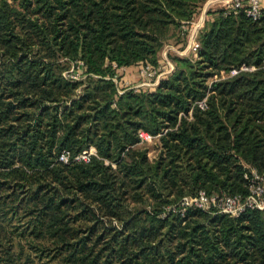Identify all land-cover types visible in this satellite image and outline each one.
Listing matches in <instances>:
<instances>
[{
    "label": "trees",
    "instance_id": "obj_1",
    "mask_svg": "<svg viewBox=\"0 0 264 264\" xmlns=\"http://www.w3.org/2000/svg\"><path fill=\"white\" fill-rule=\"evenodd\" d=\"M203 1L0 0V264H264V210L177 207L264 171V16L219 8L155 87L113 79ZM75 60L83 79L63 75ZM242 62L257 68L221 76Z\"/></svg>",
    "mask_w": 264,
    "mask_h": 264
},
{
    "label": "built area",
    "instance_id": "obj_2",
    "mask_svg": "<svg viewBox=\"0 0 264 264\" xmlns=\"http://www.w3.org/2000/svg\"><path fill=\"white\" fill-rule=\"evenodd\" d=\"M221 2L225 13H242L251 20H258L264 16V0H221ZM198 47L199 42L195 41L192 47L195 55ZM143 64L140 70L145 79L141 83L131 86L133 88H138V85L143 84L150 85L151 88L155 87L159 79L163 77L161 75L166 74L173 68L172 64H169V69L154 68L148 62ZM260 65L264 67V58H262ZM256 68L255 64L242 62L238 67L234 66L227 71H221V76H233L240 71H252ZM113 79L115 80L116 77H113ZM197 105L200 108H205L206 97L198 100ZM138 136L141 142H151L159 137L158 134H152L143 129L138 131ZM94 152V148L90 147L88 151L74 155L73 159L88 161ZM69 157L68 150H62L58 156L62 161H68ZM243 178L245 193H208L206 190L200 189L195 195H184L178 201L177 207L180 212H183L189 206L203 210L213 208L217 212L226 213L230 216H238L249 209L264 210V171H259L257 168L248 165L247 170L243 173Z\"/></svg>",
    "mask_w": 264,
    "mask_h": 264
},
{
    "label": "rangeland",
    "instance_id": "obj_3",
    "mask_svg": "<svg viewBox=\"0 0 264 264\" xmlns=\"http://www.w3.org/2000/svg\"><path fill=\"white\" fill-rule=\"evenodd\" d=\"M222 8L221 0H204L198 7L194 17L184 23V26L181 27L185 33L182 34H173L170 35L160 48L157 50L154 55V59L148 61V63L154 68L158 67L160 69H169V64H172L174 67V57H195L197 55L193 54L194 49L193 43L198 40L199 34L201 30L208 27L209 23L216 16L214 11ZM146 63V62H145ZM83 62L81 60L71 61L67 68L64 69L63 75L67 78H85V74L81 72ZM141 65L143 63L135 64L136 71H131L132 75H135V78L129 81L123 76V70L126 66H120L117 69L118 76L114 74L113 77H116L114 80L117 84L118 90H122L123 88L131 87L135 84H139L144 80V76L141 73ZM173 68L170 70L172 71ZM169 71V72H170ZM167 72V73H169ZM166 73V74H167ZM166 74H162L161 76H166ZM138 88H149L150 85H138ZM139 146H144L147 149V156L150 160H153L157 157L160 147L159 137L154 139L151 142H139Z\"/></svg>",
    "mask_w": 264,
    "mask_h": 264
},
{
    "label": "crops",
    "instance_id": "obj_4",
    "mask_svg": "<svg viewBox=\"0 0 264 264\" xmlns=\"http://www.w3.org/2000/svg\"><path fill=\"white\" fill-rule=\"evenodd\" d=\"M194 54V53H193ZM131 71H136V66L135 65H133V66H127V67H125L124 68V70H123V76L127 79V80H131L132 79V81H133V79L135 78V75H132L131 73Z\"/></svg>",
    "mask_w": 264,
    "mask_h": 264
}]
</instances>
